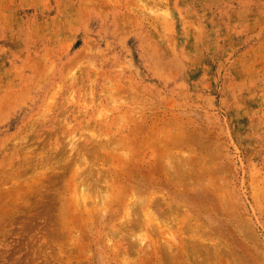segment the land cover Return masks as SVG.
I'll list each match as a JSON object with an SVG mask.
<instances>
[{"label":"rangeland","instance_id":"1","mask_svg":"<svg viewBox=\"0 0 264 264\" xmlns=\"http://www.w3.org/2000/svg\"><path fill=\"white\" fill-rule=\"evenodd\" d=\"M0 264H264V0H0Z\"/></svg>","mask_w":264,"mask_h":264}]
</instances>
